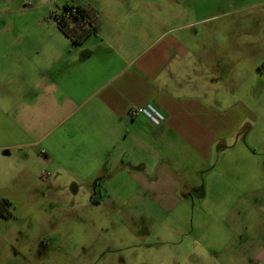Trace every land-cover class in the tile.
Instances as JSON below:
<instances>
[{
    "label": "rangeland",
    "instance_id": "obj_1",
    "mask_svg": "<svg viewBox=\"0 0 264 264\" xmlns=\"http://www.w3.org/2000/svg\"><path fill=\"white\" fill-rule=\"evenodd\" d=\"M77 3L99 14L103 31L143 28L150 40L158 32L224 13L209 26L230 34L228 43L224 36L229 47L240 46L230 60L237 62L236 77L245 74L234 79L230 105L255 109L263 99V114L257 122L247 121L245 141L220 164L206 166L214 170L204 173L203 182L202 175H192L198 166L190 160L196 156L168 133L160 146H148L145 179L117 170L118 163L101 181L99 196L93 182L68 170L60 155L53 157L47 141L35 144L18 128L9 109L34 101V86L47 74L58 81L50 69L53 53L63 58L68 41L55 17L66 4ZM181 9L183 17L177 18L178 8L166 0H0V202L10 201L1 208L0 264H235L226 241L247 240L264 226V75L256 69L264 62V27L256 21L262 15L264 26V0H186ZM200 30L205 43L208 29ZM244 32L248 37L242 43ZM62 64L59 73L68 68ZM255 164L262 166V175L250 170ZM157 168L185 180L194 177L189 183L204 184L205 194L158 189ZM239 171L242 175L234 177Z\"/></svg>",
    "mask_w": 264,
    "mask_h": 264
},
{
    "label": "crops",
    "instance_id": "obj_2",
    "mask_svg": "<svg viewBox=\"0 0 264 264\" xmlns=\"http://www.w3.org/2000/svg\"><path fill=\"white\" fill-rule=\"evenodd\" d=\"M166 1L178 8L177 18L183 17L181 4L186 0ZM223 14L158 32L153 40L150 31L143 28H100L80 46L65 36L69 44L63 58L52 52L56 61L50 69L58 81L47 74L34 86V101L20 102L9 111L21 131L35 138V144L47 141L53 157L60 155V163L64 162L68 170L78 171L82 179L93 182V191L99 196L101 181L107 180L118 163L117 170L121 167L124 172L145 179L147 148L160 146L168 133L183 141L196 156L190 160L198 166L192 175H202L198 180L203 182L204 173L214 170L206 166L220 164L226 152L245 141L247 135L242 128L247 121L257 122L263 114V99L255 109L239 102L230 105L234 79L241 80L245 74L236 77L237 62L230 60L231 53L241 50L240 46L229 47L224 36L228 43L230 34L209 26ZM261 17L256 16L258 27H264ZM203 26L208 29L205 43L201 39ZM247 34H239L242 43ZM60 61L68 68L59 73L56 67ZM256 69L264 75V62ZM148 104L166 116L161 126L129 115L132 109ZM247 124L246 129H250ZM136 154L139 161L134 167ZM157 158L161 156L157 154ZM158 163L164 165L161 159ZM250 170L257 176L263 174L261 165L255 164ZM153 174L160 178L154 184L159 185L158 189L205 194L204 184L189 183L197 180L194 177L185 180L159 169ZM240 175L239 171L234 177ZM172 183L179 184L178 188H173ZM245 239L226 241L225 251L234 256L229 261L264 264V226L254 237ZM212 254L217 258V253Z\"/></svg>",
    "mask_w": 264,
    "mask_h": 264
},
{
    "label": "trees",
    "instance_id": "obj_3",
    "mask_svg": "<svg viewBox=\"0 0 264 264\" xmlns=\"http://www.w3.org/2000/svg\"><path fill=\"white\" fill-rule=\"evenodd\" d=\"M55 21L58 30L75 46L82 45L89 37L97 34L102 24L99 14L84 3L66 4L63 11L56 15ZM8 205L9 200H1L0 216H4L1 208Z\"/></svg>",
    "mask_w": 264,
    "mask_h": 264
},
{
    "label": "built area",
    "instance_id": "obj_4",
    "mask_svg": "<svg viewBox=\"0 0 264 264\" xmlns=\"http://www.w3.org/2000/svg\"><path fill=\"white\" fill-rule=\"evenodd\" d=\"M129 115L132 118L143 117L154 126H161L166 121V116L164 115V113L152 104L132 109Z\"/></svg>",
    "mask_w": 264,
    "mask_h": 264
}]
</instances>
